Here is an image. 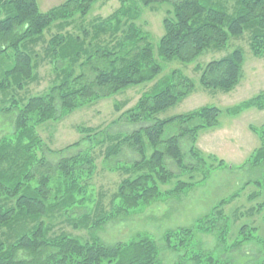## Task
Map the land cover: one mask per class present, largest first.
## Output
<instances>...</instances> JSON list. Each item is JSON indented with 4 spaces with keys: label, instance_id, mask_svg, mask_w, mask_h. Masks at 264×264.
<instances>
[{
    "label": "trees",
    "instance_id": "1",
    "mask_svg": "<svg viewBox=\"0 0 264 264\" xmlns=\"http://www.w3.org/2000/svg\"><path fill=\"white\" fill-rule=\"evenodd\" d=\"M98 1L67 0L41 12L35 0H0L4 15L0 20V92L20 91L35 82L38 60L47 62L58 73V81L46 93L25 101L11 99L9 108L0 109L15 115L13 133L0 139V264H162L160 254L164 250L177 255L173 264H230L203 249L195 236L213 234L215 250L220 255L256 239L248 226H242L237 241L227 243L228 218L220 208L232 198L218 203L192 226L167 230L162 246L146 234L126 243L108 244L95 233L111 215L126 217L161 198L160 186L177 177L168 161L178 171L188 170L182 140L192 143L187 154L196 164L189 168L190 173L202 176L203 169L198 167H204V155L193 145L198 133L217 127L222 112L236 117L248 109L263 111L264 91L225 111L203 106L160 120L157 115L193 93V81L173 71L114 122L136 127L134 130L113 136L104 133L99 141L93 138L98 135L96 129L79 128L81 140L53 152L59 156L56 162L47 159L52 152L38 136L36 127L157 79L162 66L155 59L149 36L136 25L141 9L170 3L171 10L162 20L157 57L163 62L189 64L208 50L225 49L230 39L246 32L251 54L264 58V0H233V5L228 0H119L121 5L114 14L85 23ZM54 27L64 33L57 32L44 40L45 46L36 52L35 46L43 41L44 33ZM243 63V53L235 49L202 69L196 66L199 86L224 94L233 91L242 78ZM120 109L121 105L114 104L115 113ZM249 130L258 137L260 146L247 164L259 169L261 180L254 184L264 191V125ZM169 131L176 132L169 135ZM104 143L108 146L104 147ZM98 146L104 147L105 167L125 151L134 158L115 162L125 178L118 185L110 215L98 211L94 215H77L79 210L87 209L90 201L88 189L96 170L93 149ZM72 148L78 152L64 156ZM193 186V182L177 180L165 195L177 197ZM95 208L100 209L99 205ZM57 215H69L73 228L85 227L91 232L90 239L51 236L52 220ZM261 244L264 248V242ZM262 258V262L253 264H264V255Z\"/></svg>",
    "mask_w": 264,
    "mask_h": 264
},
{
    "label": "rangeland",
    "instance_id": "2",
    "mask_svg": "<svg viewBox=\"0 0 264 264\" xmlns=\"http://www.w3.org/2000/svg\"><path fill=\"white\" fill-rule=\"evenodd\" d=\"M66 1L35 0L41 12L56 8ZM133 1L134 3L138 2L137 0ZM175 1L178 0H170L172 3ZM228 1L229 5H233V0ZM120 5L119 0H99L93 4L84 22L89 24L95 19L107 18L114 14ZM169 10H171L170 3L141 9L139 19L136 21V25L149 36L154 47L155 59L162 66V72L157 79L149 84L130 87L113 97L100 99L57 121H49L37 126L38 136L52 152L46 155L47 159L56 162L59 156L53 152L79 142L83 136L79 133V128L96 129L98 135L93 138H97L99 141L104 137V133L112 136L117 133H130L136 127H131L123 122L114 123L115 120L123 112L132 108L140 96L150 91L157 81L167 78L173 71L180 72L193 81V93H190L175 107L157 115L160 120L183 115L203 106H214L225 111L263 93L264 58H256L251 54L249 33L247 32L240 38L230 39L226 48L221 51L213 49L206 51L193 63L163 62L159 59L156 52L157 43L163 35L162 20ZM3 18L4 15L0 12V20ZM57 32L64 33V30L61 31L54 27L52 30L46 31L43 41L35 46V51L41 52L46 43L44 40L47 41ZM235 49L241 50L244 57L242 78L238 86L227 94L203 90L198 83L199 73L195 70L196 66H200L202 69L210 61L219 60ZM39 56L41 57V55ZM35 73L37 75L35 82L26 85L24 89L0 92V109L9 108L11 99L25 101L31 97L40 96L58 81V73L45 61L38 60ZM116 103L121 105L119 113L114 111ZM14 117L12 111L7 113L0 111V139L13 133ZM218 121L217 127L200 131L193 144L194 148L204 155L202 156L204 167H198V169H203L202 176L198 172L190 173L189 168L196 164L195 160L190 159L187 154L192 143L187 139L182 140L181 148L186 153L185 163L188 170L178 171L168 161L169 169L177 177L166 185L160 186L163 193L161 198L148 206L132 211L126 217L111 218V215L102 228L96 231L95 236L105 243L114 244L126 243L139 234H146L152 237L159 246H162V237L167 230L192 226L197 219L210 212L218 203L232 198L220 208L223 215L228 218L227 243L233 244L237 241V233L242 226H248L256 239L245 242L240 247L227 252L228 254L222 255L215 250L216 240L213 234H196L195 240L202 245L203 249L214 253L215 257L231 262L230 264L262 262L264 255V248L261 244L264 242V191L254 184L255 180H261L259 169L249 168L247 161L252 152L260 146L258 137L249 128H260L264 125V110L248 109L236 117L228 116L222 112ZM177 125L175 124L173 127L177 128ZM175 132L169 131L168 134L173 135ZM105 146H108V143H104ZM104 147L98 146L93 149L96 170L88 189L90 201L86 204L87 209L79 210L77 215L84 212L94 215L97 211L100 214L110 215L118 185L125 178L124 173L117 169L115 162H129L134 158L130 151H125L122 157L116 161L107 162L106 165L109 167H105L102 153ZM81 148L85 149L84 145ZM77 152L78 149L72 148L64 156H71ZM219 162H223L220 167L218 166ZM203 175L206 177L203 178ZM175 179L193 182L194 186L186 189L177 197H167L165 193L174 188L177 182ZM95 205H99L100 209L95 208ZM68 216L57 215L54 217L50 235L63 234L79 240H89L91 232H88L85 227L74 229L69 223L71 219L69 220ZM160 258L162 264H173L177 261V255L166 250L161 252Z\"/></svg>",
    "mask_w": 264,
    "mask_h": 264
}]
</instances>
